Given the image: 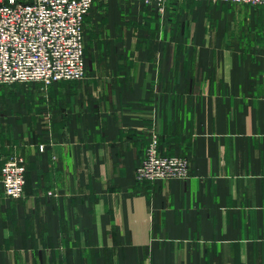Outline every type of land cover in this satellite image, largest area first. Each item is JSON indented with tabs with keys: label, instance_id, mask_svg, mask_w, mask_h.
<instances>
[{
	"label": "crops",
	"instance_id": "crops-1",
	"mask_svg": "<svg viewBox=\"0 0 264 264\" xmlns=\"http://www.w3.org/2000/svg\"><path fill=\"white\" fill-rule=\"evenodd\" d=\"M83 38V80L0 84V264H264V8L94 0ZM154 135L189 178L136 179Z\"/></svg>",
	"mask_w": 264,
	"mask_h": 264
},
{
	"label": "built area",
	"instance_id": "built-area-1",
	"mask_svg": "<svg viewBox=\"0 0 264 264\" xmlns=\"http://www.w3.org/2000/svg\"><path fill=\"white\" fill-rule=\"evenodd\" d=\"M156 2L162 8L168 0ZM204 1V0H193ZM260 6L264 0H207ZM94 0H0V84L79 81L85 78L84 21ZM44 145L39 149L43 151ZM26 159L10 156L1 183L8 197L24 196ZM191 161L162 155L154 135L136 169L139 182L187 179Z\"/></svg>",
	"mask_w": 264,
	"mask_h": 264
},
{
	"label": "rangeland",
	"instance_id": "rangeland-1",
	"mask_svg": "<svg viewBox=\"0 0 264 264\" xmlns=\"http://www.w3.org/2000/svg\"><path fill=\"white\" fill-rule=\"evenodd\" d=\"M102 4V3H101Z\"/></svg>",
	"mask_w": 264,
	"mask_h": 264
}]
</instances>
